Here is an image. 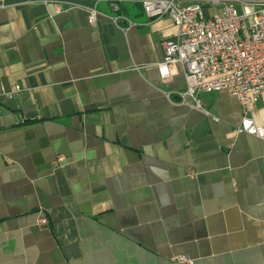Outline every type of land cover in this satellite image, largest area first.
Returning <instances> with one entry per match:
<instances>
[{
    "label": "crops",
    "instance_id": "1",
    "mask_svg": "<svg viewBox=\"0 0 264 264\" xmlns=\"http://www.w3.org/2000/svg\"><path fill=\"white\" fill-rule=\"evenodd\" d=\"M67 3L0 6V264H264V141L234 132L237 100L197 110L180 64L160 76L167 17Z\"/></svg>",
    "mask_w": 264,
    "mask_h": 264
},
{
    "label": "built area",
    "instance_id": "2",
    "mask_svg": "<svg viewBox=\"0 0 264 264\" xmlns=\"http://www.w3.org/2000/svg\"><path fill=\"white\" fill-rule=\"evenodd\" d=\"M4 1L0 0V6ZM20 1L30 3L37 0ZM40 1L69 4V0ZM88 1L92 5L83 7L92 26L96 22L99 3H107L116 11L120 3H136L150 21L167 17L177 31L172 38L162 42L164 58L158 65L160 76H168L169 65L180 64L184 71L185 89L177 95L181 100L191 98L197 110L202 108L198 99L201 94L226 92L234 97L242 114L234 132L264 141V126H257L249 117L253 106L264 95V0ZM201 2L220 7L219 12L206 17ZM237 8H240V13ZM19 92L20 88L15 86L7 97ZM61 161V157L57 158L55 166L59 167ZM186 176L194 179L195 173L188 170ZM39 224L46 226V219L40 218ZM167 264H192V260L176 256Z\"/></svg>",
    "mask_w": 264,
    "mask_h": 264
},
{
    "label": "rangeland",
    "instance_id": "3",
    "mask_svg": "<svg viewBox=\"0 0 264 264\" xmlns=\"http://www.w3.org/2000/svg\"><path fill=\"white\" fill-rule=\"evenodd\" d=\"M204 5H206V4H202V5H201L203 11H204ZM237 10H238V12L240 13V8H237Z\"/></svg>",
    "mask_w": 264,
    "mask_h": 264
}]
</instances>
